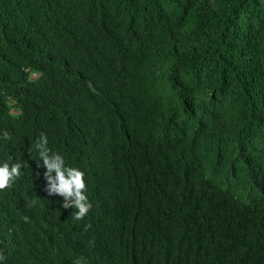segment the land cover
Returning <instances> with one entry per match:
<instances>
[{
	"label": "trees",
	"instance_id": "obj_1",
	"mask_svg": "<svg viewBox=\"0 0 264 264\" xmlns=\"http://www.w3.org/2000/svg\"><path fill=\"white\" fill-rule=\"evenodd\" d=\"M4 162L0 264H264V0H0Z\"/></svg>",
	"mask_w": 264,
	"mask_h": 264
},
{
	"label": "clouds",
	"instance_id": "obj_2",
	"mask_svg": "<svg viewBox=\"0 0 264 264\" xmlns=\"http://www.w3.org/2000/svg\"><path fill=\"white\" fill-rule=\"evenodd\" d=\"M11 137L7 132L3 133V139L8 140ZM38 150L39 161L45 169L43 175L46 180L45 191L49 196L58 195L63 198L64 209H77L74 218L82 220L92 208L86 193V183L84 172L76 167L66 166L63 156L51 151L48 148V138L41 133L35 143ZM39 166V164H38ZM23 165L19 162L0 164V191L10 188L13 183L20 177ZM86 227H90L87 225ZM6 257L0 251V261ZM83 258H78L75 264H82Z\"/></svg>",
	"mask_w": 264,
	"mask_h": 264
}]
</instances>
